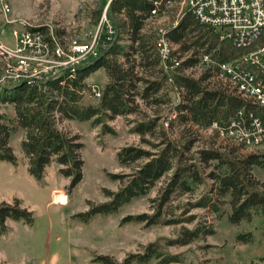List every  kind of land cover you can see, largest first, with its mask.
Instances as JSON below:
<instances>
[{"label":"trees","instance_id":"obj_1","mask_svg":"<svg viewBox=\"0 0 264 264\" xmlns=\"http://www.w3.org/2000/svg\"><path fill=\"white\" fill-rule=\"evenodd\" d=\"M177 1L110 0L107 16L114 34L111 38L107 33L101 36L95 54H89L74 68L41 80L0 84V161L17 163L10 141L12 134L21 129L24 131L21 145L29 160L30 173L41 178L45 168L56 161L61 166L60 172L72 179L71 190L83 176V143L78 135L60 128V121H88L93 127L102 125L105 132L114 133L110 121L139 115V120L131 122V130L149 148L134 145L122 148L119 161L132 166L133 171L111 174L121 181V187L116 192L105 189L109 200L91 203L90 209L79 216L89 220L99 213H115L133 198L146 195L165 176L168 178L161 194L153 199L155 211L126 216L123 222L156 224L173 193H188L203 184L208 187V194L197 205L219 212L223 205L229 204L228 217L233 224L251 221L255 209L264 213L263 185L253 172L256 166L264 167V151L239 156V148L223 146L227 148L206 147L191 154L203 131L211 130L221 137L220 129H226L239 110L246 117L260 111L254 102L244 100L217 78L223 63L251 51L254 43L248 45L221 35L188 8L163 31L146 29L149 21L163 16L167 7ZM102 13L100 10L98 19ZM41 29L54 44L56 39ZM163 34L176 47L166 59L159 44ZM204 56L209 61H204ZM196 67L204 68L200 76L186 73ZM99 69H104L107 81L99 89L100 96H96L88 78ZM172 90L178 93L177 101L170 95ZM88 94L94 96L90 98ZM2 104L13 106L14 114L1 111ZM164 111H168L166 117ZM177 127L178 138L173 136ZM192 218L187 220L193 221ZM8 219L32 223L33 212L19 199L0 200V233L7 230ZM187 220L176 218L166 223ZM213 233L212 227L201 222L193 230L184 228L167 244L153 242L143 252L131 253L122 262L109 255H97L95 261L142 264L158 258L164 263L178 262L177 256H165L164 247L187 245L201 235ZM239 240L249 242L248 236L240 235ZM261 260L264 262V256Z\"/></svg>","mask_w":264,"mask_h":264},{"label":"rangeland","instance_id":"obj_2","mask_svg":"<svg viewBox=\"0 0 264 264\" xmlns=\"http://www.w3.org/2000/svg\"><path fill=\"white\" fill-rule=\"evenodd\" d=\"M109 4L110 0H0V22L7 29L5 33L0 30V39L14 47L10 31L25 22L37 28L43 27L65 50L74 41L99 42L101 36L106 35L110 27L113 28L109 17L104 19ZM184 9L183 0L170 4L163 16L149 21L146 29L164 30L180 17ZM100 10L103 13L98 19ZM98 45L96 43V51ZM54 64L55 59L49 56L43 68ZM203 69L196 67L186 73L198 77ZM1 72L2 75L7 74ZM51 74L47 73L48 76ZM106 81L104 69H99L88 78L89 84L97 89ZM220 84L224 82L220 81ZM170 95L177 101L176 90L170 91ZM92 96L88 94V97ZM1 111L14 114L11 105L2 104ZM162 114L166 117L168 111ZM140 118L139 115H131L110 121L114 133L105 132L102 125L93 127L88 121H60V128L78 135L83 143V176L71 190L72 179L60 172L61 166L56 161L45 168L41 178L33 176L21 145L24 131L17 129L12 134L10 145L18 161H0V200L13 202L19 199L24 207L33 212V221L7 220V230L0 233V264H103L95 261L97 255H109L122 262L131 253L143 252L153 242L167 244L177 238L184 228L193 230L201 222L212 227L214 233L201 235L187 245L164 247L165 256H177L178 262L164 263L161 259L152 258L142 264H264L261 260L264 256L263 211L255 209L251 221L233 224L228 217L231 211L229 204L223 205L219 212L197 205L208 194V187L204 184L188 193H173L159 222L153 225L123 222V219L129 215L152 214L155 211L153 199L161 194L168 176L158 180L146 195L133 198L115 213H99L89 220L78 215L87 212L91 203L108 201L105 189L116 192L121 187V181L113 179L111 174H131L133 171L132 166H125L119 161L118 153L122 148L130 145L149 148L141 144L140 136L131 130V122ZM178 132L179 127L173 136L178 138ZM201 134L191 154L206 147L225 150L227 147L223 146L239 148V156L264 151V147H244L218 137L211 130ZM253 172L264 189V167L256 166ZM208 183L211 185L212 181L208 180ZM226 200L228 202L229 198ZM190 217L193 221L187 220ZM176 218L187 221L166 223ZM240 235L248 236L249 242L239 240Z\"/></svg>","mask_w":264,"mask_h":264},{"label":"built area","instance_id":"obj_3","mask_svg":"<svg viewBox=\"0 0 264 264\" xmlns=\"http://www.w3.org/2000/svg\"><path fill=\"white\" fill-rule=\"evenodd\" d=\"M188 8L202 23L213 27L223 36L234 37L254 48L234 61L223 63L218 79L228 84L230 89L244 100L254 102L260 111L245 116L239 110L226 129H220L222 137L244 147H264V0H183ZM9 10V7L7 6ZM107 20V15H104ZM0 30H7L0 22ZM163 31V30H162ZM14 47L0 39V84L20 81L32 82L62 70L76 67L89 54H95L96 40L93 43L74 41L66 50L56 41L48 38L41 28L21 22L12 28ZM114 34L110 27L107 35ZM163 59L169 57L175 46L163 35L159 39ZM52 56L55 64L44 69L47 59ZM204 61H209L204 56ZM50 69V70H48ZM49 75V76H51ZM9 77V79H7ZM8 83V84H9ZM100 96V90L93 88ZM174 115V113H173ZM218 127L217 123L213 124Z\"/></svg>","mask_w":264,"mask_h":264}]
</instances>
